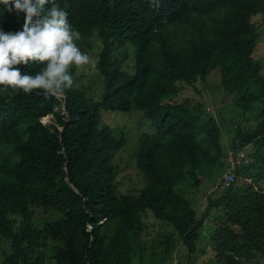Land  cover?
Returning <instances> with one entry per match:
<instances>
[{
	"label": "trees",
	"instance_id": "obj_1",
	"mask_svg": "<svg viewBox=\"0 0 264 264\" xmlns=\"http://www.w3.org/2000/svg\"><path fill=\"white\" fill-rule=\"evenodd\" d=\"M53 2L82 37L99 34L96 67L103 88L95 100L76 86L63 96L42 90L17 94L0 86V263L133 264L151 212L189 252L208 218L220 264H263L258 256L264 257V188L256 182L264 173V104L251 127L235 128L231 143H255L259 149L197 216L178 185L223 171L226 147L214 116L199 110L203 104L194 108L176 96L179 82L193 85L217 69L241 113L264 103V75L253 54L260 31L252 20L264 11V0ZM24 16L0 4V29L22 30ZM127 43L133 73L112 61L114 47H124L123 57ZM20 67L35 74L43 65ZM131 108L142 109L156 132L143 131L138 138L136 166L144 184L136 194H123L116 188L113 156L126 136L100 124V116L101 109ZM49 114L52 122H42ZM35 206L57 216L37 225ZM51 240L56 243L49 245ZM170 242L169 235L160 242L165 253Z\"/></svg>",
	"mask_w": 264,
	"mask_h": 264
},
{
	"label": "rangeland",
	"instance_id": "obj_2",
	"mask_svg": "<svg viewBox=\"0 0 264 264\" xmlns=\"http://www.w3.org/2000/svg\"><path fill=\"white\" fill-rule=\"evenodd\" d=\"M252 20L257 24L260 31L253 54L264 75V11L254 14ZM77 44L83 52L90 56L92 63L80 68L73 66L71 69L74 80L73 86L84 89L90 98L96 100L100 97L103 88V77L96 67V55L102 46L101 38L97 31L94 30L85 38L81 36ZM126 47L127 54L122 57L120 52L124 47L116 45L113 49L116 56L112 55L115 57L113 58L115 60L112 59V61L114 65L122 70L133 73L135 70L133 48L130 43H127ZM219 81L220 76L217 69L211 70L204 79H197L193 85L181 81L178 84L176 99L184 101L194 108L198 107V103H202L203 108L201 107L199 110L204 115L210 114L214 116L221 128L223 143L225 147H228L232 145V139L235 137V128L237 126H240L242 129L251 127L257 120L259 109L264 103L260 100L256 102L258 104L257 107L241 113V108L235 102V93L224 90ZM60 96H63V94ZM41 120L44 123L52 122L50 114L42 117ZM104 123L112 128L114 134L123 132L126 136V143L116 150L113 156V162L116 165V188L123 194H136L145 181L142 172L136 166L138 138L143 131L154 134L156 132L155 124L139 108H131L128 111L101 109L100 124ZM244 148L247 153L248 162L252 159L251 153L259 149L255 143L247 144ZM221 175L222 169H219L215 173L199 174L198 184L192 183V180L189 179V182L178 185V189L182 190L191 200L197 216L202 215L207 205L208 197L216 196L224 187L228 186V184H225L223 187L216 185ZM256 185L264 188V173L257 180ZM34 209V221L37 225H41L48 218L57 216L53 212L45 213L41 211V208L38 206H35ZM211 212L215 214L213 210ZM144 221L145 229L143 231L144 245L142 253L141 256H139L138 252L136 253L133 258V264H188V262H193V264H220L216 260L209 240V235L212 229H214V225L210 219L204 220L200 228L196 249L193 252H189L172 227L154 218L151 212H148ZM165 235H169L171 240L169 251L166 253L163 251L164 245L160 243ZM54 243L56 241L51 240L49 245ZM46 252L48 254L51 253L52 248L48 246ZM258 257L264 264V257L260 255ZM47 261L50 262L52 260L49 259Z\"/></svg>",
	"mask_w": 264,
	"mask_h": 264
},
{
	"label": "clouds",
	"instance_id": "obj_3",
	"mask_svg": "<svg viewBox=\"0 0 264 264\" xmlns=\"http://www.w3.org/2000/svg\"><path fill=\"white\" fill-rule=\"evenodd\" d=\"M49 2L52 6L46 10ZM0 4L8 6L9 12L25 14L22 30L0 29V86L17 94L42 90L62 95L73 86V66L92 63L77 44L80 32L74 30L67 13L53 0H0ZM30 62L43 67L35 74L24 73L20 66Z\"/></svg>",
	"mask_w": 264,
	"mask_h": 264
},
{
	"label": "built area",
	"instance_id": "obj_4",
	"mask_svg": "<svg viewBox=\"0 0 264 264\" xmlns=\"http://www.w3.org/2000/svg\"><path fill=\"white\" fill-rule=\"evenodd\" d=\"M244 146L236 144L226 147L225 156L223 157L224 168L222 175L219 177L218 182L216 183L217 186L223 187L225 184H229L234 179L235 168L240 163H245L248 161Z\"/></svg>",
	"mask_w": 264,
	"mask_h": 264
}]
</instances>
